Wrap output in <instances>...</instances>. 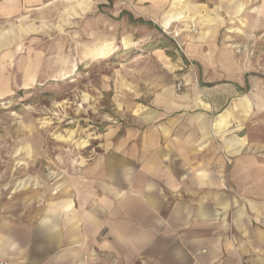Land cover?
<instances>
[{
  "label": "crops",
  "instance_id": "1",
  "mask_svg": "<svg viewBox=\"0 0 264 264\" xmlns=\"http://www.w3.org/2000/svg\"><path fill=\"white\" fill-rule=\"evenodd\" d=\"M50 2L0 0V22ZM212 2L98 0V5H111L114 16L124 12L170 29L187 16L185 8L196 12ZM254 11L264 23V0H257ZM194 47L188 44V50ZM227 54L235 73L222 80L201 74L202 84L195 86L184 77L181 94L163 79L150 81L155 88L150 98L109 154L95 162L94 176L66 180L57 196L48 197L53 201L39 208L40 215L0 218V261L100 264L103 254H125L131 262L145 251V263L264 264V165L242 155L243 137H228L224 126L246 85L245 67ZM36 200L30 195L20 205L32 209Z\"/></svg>",
  "mask_w": 264,
  "mask_h": 264
},
{
  "label": "rangeland",
  "instance_id": "2",
  "mask_svg": "<svg viewBox=\"0 0 264 264\" xmlns=\"http://www.w3.org/2000/svg\"><path fill=\"white\" fill-rule=\"evenodd\" d=\"M49 1L35 13L0 22V218L40 215L66 180L94 176L95 162L150 98V81L163 79L181 94L184 77L195 86L201 74L222 80L235 73L228 52L245 67L246 85L224 126L228 137H243L242 155L264 165V23L254 11L257 0L185 8L187 16L170 29L114 16L111 5L98 0ZM30 195L38 204L24 210L20 200ZM102 259L159 264L145 263V251L131 262L125 254Z\"/></svg>",
  "mask_w": 264,
  "mask_h": 264
},
{
  "label": "built area",
  "instance_id": "3",
  "mask_svg": "<svg viewBox=\"0 0 264 264\" xmlns=\"http://www.w3.org/2000/svg\"><path fill=\"white\" fill-rule=\"evenodd\" d=\"M191 31L196 33V29L195 28H191ZM184 84L182 82H179L175 87H176V90L180 91L182 88H183Z\"/></svg>",
  "mask_w": 264,
  "mask_h": 264
},
{
  "label": "trees",
  "instance_id": "4",
  "mask_svg": "<svg viewBox=\"0 0 264 264\" xmlns=\"http://www.w3.org/2000/svg\"><path fill=\"white\" fill-rule=\"evenodd\" d=\"M122 14H124V12ZM129 18H130L131 22H134V23H138L139 22V23H144L146 25H151V23H149V22H143L141 20H139V21L133 20L131 16H129Z\"/></svg>",
  "mask_w": 264,
  "mask_h": 264
}]
</instances>
